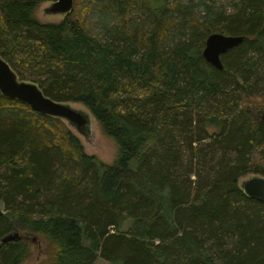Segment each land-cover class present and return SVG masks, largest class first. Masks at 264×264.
<instances>
[{
  "label": "trees",
  "instance_id": "16d2710c",
  "mask_svg": "<svg viewBox=\"0 0 264 264\" xmlns=\"http://www.w3.org/2000/svg\"><path fill=\"white\" fill-rule=\"evenodd\" d=\"M45 1L0 0V54L88 108L117 156L0 91V264H30L31 235L45 243L35 264H264V201L240 184L264 176V92L250 85L261 67L264 87V0L229 15L206 0H74L42 21ZM214 32L245 36L223 69L203 55Z\"/></svg>",
  "mask_w": 264,
  "mask_h": 264
},
{
  "label": "water",
  "instance_id": "95a60500",
  "mask_svg": "<svg viewBox=\"0 0 264 264\" xmlns=\"http://www.w3.org/2000/svg\"><path fill=\"white\" fill-rule=\"evenodd\" d=\"M74 0H54L50 11L54 13H68L73 9ZM245 39L243 35L211 33L207 39L203 55L205 59L223 69L222 54L238 46ZM0 91L7 97L17 98L26 102L32 108L44 114L63 118L76 125L80 130L87 127L90 119L83 111L73 108L69 103L60 102L47 96L38 84L20 80L10 63L0 54ZM244 191L253 198L264 201V176H251L243 182ZM22 236L15 232L3 238V243L20 240Z\"/></svg>",
  "mask_w": 264,
  "mask_h": 264
},
{
  "label": "rangeland",
  "instance_id": "374dc122",
  "mask_svg": "<svg viewBox=\"0 0 264 264\" xmlns=\"http://www.w3.org/2000/svg\"><path fill=\"white\" fill-rule=\"evenodd\" d=\"M188 1L189 5L193 3H198V0H184ZM54 0H47L44 3H42L37 9H36V16L40 18L42 21H59L61 20L65 14L63 13H54L50 11V7L52 6ZM187 2V3H188ZM207 4L210 6H215L218 9H221L224 14L229 15L237 12V6H236V1L235 0H206L205 1ZM196 3V4H197ZM194 4L193 6L195 7V10L197 11L199 17L205 14V8L203 5L196 6ZM200 12V13H199ZM95 27V26H94ZM96 31H99L97 27H95ZM255 60V59H253ZM263 70L261 67L258 69V76L260 82L257 81L256 76L252 79L250 82L251 86H254L255 89H259V91L264 92V87L261 85L262 83V76L263 75ZM69 104L80 111H83L86 115L89 116V123L87 124L86 129L80 130L76 125L70 123L69 121L68 124L69 126L74 130V132L79 136V138L82 140L86 151L90 154H95L102 160L106 162H111L113 161L116 156H117V144L115 143L114 140L109 138L103 131L101 125L99 122L94 118V116L90 113L88 108H86L83 104L81 103H74V102H69ZM264 118V116H263ZM206 133V130H204ZM214 131V127H208L207 132ZM207 138L203 140V145L206 142L212 141L211 138H209L208 133H206ZM198 144L195 143V146ZM208 149H203L201 148L202 156L204 157L203 159H206V156L208 155ZM211 157V154H210ZM221 158L220 156H216V159L213 161V165H216L212 168L210 165L209 171L205 169V167L200 166V169L202 170L203 176L204 177H215L217 172L216 170L218 169V164L220 165ZM215 168V170H214ZM252 175H246L243 178L240 179V184L243 185V182L251 177ZM192 181L195 180V176L191 175ZM4 212V205L2 202H0V213ZM21 235V232L15 231ZM14 232V233H15ZM28 240L31 243V248H32V255L30 258V264H35L38 259L43 257L45 255V243L43 238L40 235H31L28 236ZM95 264H109V262L103 258H99Z\"/></svg>",
  "mask_w": 264,
  "mask_h": 264
}]
</instances>
